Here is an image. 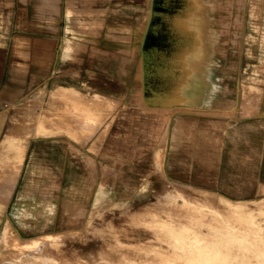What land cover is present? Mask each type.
Instances as JSON below:
<instances>
[{
    "label": "rangeland",
    "instance_id": "obj_1",
    "mask_svg": "<svg viewBox=\"0 0 264 264\" xmlns=\"http://www.w3.org/2000/svg\"><path fill=\"white\" fill-rule=\"evenodd\" d=\"M66 1H61L60 15L45 12L46 17L52 18L53 30L42 18L41 0H21L24 12L20 19V0H0L2 63L5 67L9 52L16 46L20 67L12 76L17 80L13 86L18 88L6 98L0 97V145L4 147L0 149V192H4L21 159L16 141L23 134L20 132L12 141L8 138L40 121L37 126H45L46 119L52 120L55 131L40 136L61 140L73 162L79 160L73 155L75 147L97 157L92 143L104 133L107 142L126 152L131 147L128 133H133L144 134L150 141L141 146L134 141V149L138 147L133 156H148V165L134 162L131 189L118 190L114 202L90 213L85 220L88 224H70L67 230L54 232L55 237L44 236L39 243H45L30 248L27 254L16 251L12 256L0 255V264H264V0H168L167 4L163 0L162 4L161 0H74L78 6L74 13L79 19L86 17L89 5L109 6L114 12L107 11L104 24V12L98 11L96 26L86 25L85 32L80 31V21L71 22L72 27L78 25L75 45L64 50ZM144 20L146 30L143 35L138 34V25ZM107 23L112 24L109 29ZM154 25L156 32L151 30ZM251 34L254 40L249 38ZM135 44L141 54L145 53L141 77L137 76L140 53L131 51ZM195 44H205L212 52L218 49L221 59L207 63L195 59ZM87 46H95L99 52L71 55ZM212 52L210 55L216 56ZM77 57L81 58L78 63ZM30 62L36 65L29 67L25 77L28 65L24 63ZM66 69L81 71L79 80L57 78ZM200 75L207 76L211 84L187 86L193 92L186 97L188 101L165 91L171 86L164 84L171 80L166 77H188V81L197 82L202 80ZM0 80L3 84L4 76ZM201 87L203 97L195 94ZM94 93L97 95H89ZM202 98L215 101V105L205 107ZM20 102L24 107L15 111L14 106ZM173 107L205 111L222 118H256V129L246 125L238 142L239 150L248 151V156L239 160L214 159L217 165L213 168H205L189 156L193 162L191 171L189 167L176 166L175 178L201 190L168 181L170 187L185 190L191 201L177 198L174 205L166 198L155 203L151 194L141 197L150 180L158 186L157 178H165L151 158L162 128L159 118L148 116L147 111L156 113L157 109ZM248 109H259L260 114L247 112ZM229 110L233 113L226 115L224 111ZM95 127L98 129L94 136L81 147L80 136ZM33 147L34 140L29 139L15 195L24 186ZM184 148H180L177 157L188 153ZM205 149H198V153L205 155ZM170 152L169 139L163 154L165 164ZM38 236L41 235L36 231L29 238ZM47 256L52 259H45Z\"/></svg>",
    "mask_w": 264,
    "mask_h": 264
},
{
    "label": "crops",
    "instance_id": "obj_2",
    "mask_svg": "<svg viewBox=\"0 0 264 264\" xmlns=\"http://www.w3.org/2000/svg\"><path fill=\"white\" fill-rule=\"evenodd\" d=\"M61 1L58 2V9L56 11L55 4L52 0L48 2L45 0H41L40 5H42L40 12L42 14V18L46 23L48 29H55L53 26L52 18L46 17V11H53L56 15L61 14ZM168 1V0H167ZM74 0L66 1V9H65V36L62 41L61 49L72 48L75 44L73 41L74 33L77 30L78 25L70 26L71 22L80 21V31L85 32L87 27L91 25L96 26L98 11L104 12L103 23H106L105 18L108 16L107 11L114 12L113 8L109 6L103 8H93L90 5L86 10V17L77 18L74 11L77 9ZM147 17H149V8L147 9ZM24 7L22 6L21 0L19 2L18 7V19H20L23 15ZM88 16V18H87ZM90 22V24H89ZM86 25H88L86 27ZM112 24L107 23V29L110 28ZM147 20L139 23L138 25V34H144L146 30ZM151 28L152 32H156L157 25ZM138 37V36H137ZM200 47L199 44L192 45L195 59H201L205 62H215L221 59V55L217 52H212V48ZM154 48V46H150V48ZM26 48V47H25ZM149 48V49H150ZM16 49V51H14ZM18 47L13 46L12 51H10V56L7 59L6 66L5 63H2V58L0 56V78L4 76V83L1 84V94L0 97H7V94L10 91L15 90L18 87L13 86V82L17 81L12 78L14 75V71L18 70L19 61L16 58V54H18ZM46 50V47H45ZM82 50V49H81ZM95 50V51H93ZM101 50V49H99ZM132 53L139 54L138 57V69L137 76L141 77L142 74V59L144 58V54H141V51L137 44L133 45L131 48ZM139 51V52H138ZM97 47L95 46H87L82 51L72 52L74 53H90L95 54L98 53ZM216 54V56H211L210 53ZM2 52L0 51V54ZM47 53V51H45ZM40 56L42 51L38 53ZM61 54V51H60ZM71 58V57H67ZM63 58V59H67ZM78 58V62H80V57ZM46 59V58H45ZM73 63L74 61L70 59ZM29 61V60H28ZM21 63V62H20ZM207 63V62H206ZM23 64V63H21ZM38 64V63H37ZM66 63L65 65H67ZM185 64V63H184ZM187 64V63H186ZM24 65H28L27 73L25 77L29 74V67H34L36 64L24 63ZM188 65V64H187ZM205 67H209L206 66ZM1 66H3L4 70L2 71ZM199 73V72H198ZM32 76V74H31ZM81 76V71H72V69L63 70L60 75H57V78L65 79V80H79ZM84 77V75H83ZM171 79V78H167ZM201 81L191 82L188 81V77L186 80L183 79H171L168 82H164V84H168L165 88L168 94H176L180 93L177 96L187 97L190 93L193 92L187 87L190 84L197 85H210L209 78L207 76L201 77ZM228 79V78H227ZM1 81V80H0ZM19 82V81H18ZM47 87V81H46ZM22 88V87H21ZM202 87L195 92L197 95L202 94ZM164 91V88H162ZM24 92V90H23ZM166 92V93H167ZM25 93V92H24ZM83 94V93H82ZM97 95L94 94H89ZM141 96V92H139ZM205 96V92L201 95ZM204 105L211 108L215 105V101H211L207 98H202ZM3 100V99H1ZM186 101L188 99L186 98ZM190 102V101H189ZM21 103V102H20ZM23 103V101H22ZM184 105V104H183ZM22 107H24L22 105ZM184 107V106H183ZM113 112V111H112ZM111 113V112H110ZM118 115V114H117ZM116 115V117H117ZM148 116H156L159 118V126L161 129V136L157 143V148L153 150L151 158L155 160V153L159 149H161L162 153H165V146H167L170 139V150L171 154L167 159V163L163 161L162 157V173L165 174L176 182H182L179 179L175 178L174 171L176 170V166H185L189 167V171H191L193 162L189 160V156L194 159V161H198L203 164L205 168H213L217 164L214 162V159H220L224 157V159H228L231 157L233 160H239L244 155L248 156L250 153L248 151H241L238 147V142L241 137L244 136L246 125H250L254 129H256V118H222L218 116L211 115L209 112L198 111V110H187L186 108L175 109L174 107L170 109H157L156 113L147 111ZM147 116V117H148ZM145 120V118H144ZM45 126H37L38 123L41 124V121L35 125L27 126L23 130H20L23 135H29L30 139L34 140V147L30 154V164L27 167V176L24 180V186L21 191H19L16 195L14 192V199H17V206L13 213L7 212V216L12 221L14 227L18 231V233L24 237L29 238L32 236V233L36 232L41 225H37L41 219L42 212L41 208L43 205L48 204L51 200L55 205L56 209L52 212V220L47 221L43 224V226H47V230L50 232H58L62 230H67L68 225L77 224L79 222H84L85 219L92 213L96 208L101 205L111 204L116 199L117 191L124 189H131V182L133 176V164L134 162L140 164H147V157L142 154L139 155V158H135L136 149L138 146H135L134 149V141L136 143H140L139 146L144 145L146 142H150L148 137L144 134H140L137 136H133V133H128L130 138L131 147L126 152H122L120 149L116 148L113 143H109L108 136L104 133L97 137L96 141L92 143V148L96 153L97 157L90 155L86 151L81 148L75 147V153L73 154L77 159L76 162H73L69 158V153L66 150L65 146L62 144L63 142L58 139H48L44 136L47 133H53L55 131L52 120L46 119ZM162 122V123H161ZM259 122V121H258ZM261 123V122H259ZM262 124V123H261ZM258 126V125H257ZM263 127V126H262ZM46 129V133L36 135L38 129ZM257 128H260L259 126ZM97 127H95L91 132L82 134L79 139V145L81 147H85L86 143L89 139L94 136V133L97 131ZM32 135V136H31ZM58 135V134H56ZM26 136H23L16 144L20 149L21 143ZM72 136V135H69ZM2 141V140H1ZM6 142V140H5ZM237 143V144H236ZM237 145V146H236ZM184 148V150L188 153L185 156L177 157V153L180 148ZM2 146L0 145V149ZM4 148V147H3ZM2 148V149H3ZM29 143L27 146L25 158L28 155ZM206 148L205 155L199 154L198 149ZM208 153V154H207ZM183 154V155H184ZM24 158V163H25ZM24 163L21 171L20 178L22 176ZM156 163V162H155ZM14 164V163H13ZM100 166V170H99ZM170 174V175H168ZM19 178V181H20ZM18 181V184H19ZM17 184V186H18ZM108 184V185H107ZM188 184V183H186ZM191 185V184H188ZM54 186V189H53ZM106 186V187H105ZM195 188L199 189L200 187L191 185ZM17 189V187H16ZM56 191V193H55ZM58 192V193H57ZM52 194V195H51ZM66 194H70V197H67ZM216 198L217 195L213 193ZM0 198H3V193L0 192ZM69 199V200H68ZM71 199V200H70ZM77 199V200H76ZM82 201V202H81ZM57 203V204H56ZM65 204V205H64ZM66 206V207H65ZM68 206V208H67ZM89 207V208H87ZM63 208L65 211H63ZM95 208V209H94ZM86 209V210H85ZM8 211V209H7ZM11 212V211H10ZM87 212V213H86ZM84 213V214H83ZM66 215L67 217H65ZM80 216V217H79ZM26 218L24 220L23 218ZM65 217V218H64ZM67 218V220H66ZM85 218V219H84ZM84 219V220H83ZM61 220V221H60ZM36 223V226H35ZM22 233H26L29 236H23Z\"/></svg>",
    "mask_w": 264,
    "mask_h": 264
},
{
    "label": "bare ground",
    "instance_id": "obj_3",
    "mask_svg": "<svg viewBox=\"0 0 264 264\" xmlns=\"http://www.w3.org/2000/svg\"><path fill=\"white\" fill-rule=\"evenodd\" d=\"M54 4H55V8H56V11L59 7L58 5V2L59 0H53ZM163 2H165L167 4V0H163ZM162 4V0L160 2ZM255 3V2H254ZM156 26L154 25V28ZM253 35L251 34L249 36V38H252ZM248 40V39H247ZM251 40H254L253 38ZM246 48V47H245ZM247 55L250 54V52H246ZM245 54V55H246ZM174 70V69H172ZM169 73V72H168ZM167 75V74H166ZM199 77V76H198ZM202 75H200L199 78H201ZM166 78H169V77H166ZM173 79V78H171ZM178 79H183V78H178ZM177 80V79H175ZM191 85H194L193 83L190 84L189 86L191 87ZM196 87V85H194ZM189 89L192 91V87ZM250 88H248L249 90ZM235 91V90H233ZM245 93H250V91H246L244 90ZM232 93V91L230 92ZM239 93V92H238ZM243 93V94H245ZM180 93H177V95H179ZM261 94H263V91L261 89ZM176 95V94H175ZM176 95V96H177ZM238 95V94H237ZM237 97V96H236ZM169 98V97H167ZM166 99V97H165ZM171 98H169L168 100H170ZM238 99V98H237ZM149 102V101H148ZM162 102H163V99H162ZM164 102H167V101H164ZM170 102V101H169ZM235 102V101H234ZM146 103V102H145ZM149 104H151V102H149ZM236 104V103H235ZM158 105V104H157ZM171 105V103H170ZM147 106V105H146ZM149 106V105H148ZM153 106V104H152ZM152 106H151V109H152ZM234 106V105H232ZM22 107V103L18 104V105H15L14 106V110L15 111H18L20 110ZM236 107V106H235ZM235 107H232L235 109ZM233 109V110H234ZM237 109V108H236ZM222 111V110H221ZM220 111V112H221ZM232 110H229V111H224L227 115V113L231 112ZM246 111V110H245ZM252 112V113H259L260 114V111L259 109H248L247 112ZM236 112V111H235ZM233 112H231L232 114ZM236 114V113H235ZM240 118V117H239ZM248 119V118H247ZM262 125L264 127V124L262 122ZM21 130V129H20ZM18 130V132L14 133L13 134V137H9L8 140L9 141H12L13 139H15V137L17 138L18 135L21 131ZM46 129L42 128L41 130L38 129L37 130V133L36 135L38 136V134H44L46 133L45 132ZM50 133V132H49ZM17 135V136H16ZM23 136H26V135H23ZM32 136V135H31ZM6 139V138H5ZM29 139H30V136L27 135L24 140L22 141V143L20 144L21 148H20V153H21V159L19 161V167L15 170V174L14 176L11 178V180H9V182L6 183L5 185V190L3 192V198H0V223L2 224V228H0V255H5V254H10L12 256V254H14V252L16 251H22L23 254H27L30 250V248H34L35 246H38V245H41L42 243H45V241H42L39 243V240H41L42 237L44 236H47V237H55L54 235V232H50V230L48 231L47 230V226H43V224L47 221H51L53 218H52V214H53V210L56 209V205L50 200L48 202V204L46 205H43L41 208V212H42V216H41V219L37 225H41V227H39V229H37V232L38 234H40L41 236H38L37 238L36 237H33V238H24L22 237L18 231L16 230V228L14 227L12 221L9 219V217L7 216V209L8 207L10 206V204H12V208H11V215H13L16 206H17V199L15 200L14 199V192L16 190V187H17V184H18V181H19V178H20V175H21V171H22V167H23V163H24V158H25V154H26V150H27V146H28V143H29ZM7 141V139H6ZM261 152V151H260ZM163 153L161 151V149H159L158 151H156L155 153V161L157 164L160 165V168L162 169L163 165H162V156ZM164 177L165 178H157V180L159 181V185L158 186H154L152 180H150V182L147 184V186L144 188V190L141 192V197L143 199H145L148 195L151 194V196H153L156 201L155 203H162L164 202V200H161L162 198L165 199L166 198V201L168 203H171L172 205L175 204V201L177 200V198H182L184 201L186 202H191L190 199H187V197L185 196L186 194V191L177 187V186H174V185H171V187L169 186L168 184V181H172V182H176L174 181L173 179H170L166 173L164 174ZM108 185V184H107ZM106 187V186H105ZM53 189H54V186H53ZM56 193V191H55ZM58 193V192H57ZM5 195V196H4ZM52 195V194H51ZM69 200V199H68ZM71 200V199H70ZM77 200V199H76ZM82 202V201H81ZM57 204V203H56ZM65 205V204H64ZM66 207V206H65ZM68 208V206H67ZM89 208V207H87ZM95 209V208H94ZM86 210V209H85ZM63 211H65V209L63 208ZM87 213V212H86ZM84 214V213H83ZM92 215V214H91ZM65 217H67L66 215H64ZM93 216V215H92ZM219 216V215H217ZM64 217V218H65ZM80 217V216H79ZM220 217V216H219ZM89 218V216H88ZM87 218V219H88ZM24 220H26V218L24 217L23 218ZM85 219V218H84ZM83 219V220H84ZM67 220V218H66ZM86 220V219H85ZM61 221V220H60ZM87 221V220H86ZM85 221V222H86ZM91 221V219H90ZM89 222V221H88ZM80 223V222H79ZM87 223V222H86ZM85 224V223H84ZM83 224V226H84ZM88 224V223H87ZM35 226H36V223H35ZM82 226V225H81ZM86 226V225H85ZM1 227V226H0ZM85 228V227H84ZM66 230V229H65ZM75 233V232H74ZM43 234V235H42ZM56 234V233H55ZM50 235V236H49ZM45 238V237H44ZM44 240V239H43ZM52 241V240H51ZM46 248V247H45ZM9 259H12V258H9ZM45 259H52L51 256H47L45 257ZM12 261V260H11Z\"/></svg>",
    "mask_w": 264,
    "mask_h": 264
}]
</instances>
